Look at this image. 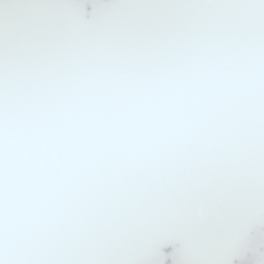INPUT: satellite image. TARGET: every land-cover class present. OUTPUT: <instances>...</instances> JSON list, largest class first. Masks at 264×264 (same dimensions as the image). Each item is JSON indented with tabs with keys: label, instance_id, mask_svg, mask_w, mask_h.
<instances>
[{
	"label": "snow or ice",
	"instance_id": "6c2138e0",
	"mask_svg": "<svg viewBox=\"0 0 264 264\" xmlns=\"http://www.w3.org/2000/svg\"><path fill=\"white\" fill-rule=\"evenodd\" d=\"M0 264H264V0H0Z\"/></svg>",
	"mask_w": 264,
	"mask_h": 264
}]
</instances>
